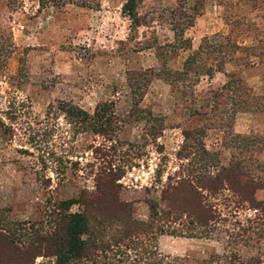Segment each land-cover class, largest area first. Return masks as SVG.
<instances>
[{
    "label": "rangeland",
    "instance_id": "obj_1",
    "mask_svg": "<svg viewBox=\"0 0 264 264\" xmlns=\"http://www.w3.org/2000/svg\"><path fill=\"white\" fill-rule=\"evenodd\" d=\"M126 1L0 0V264L221 261L253 217L252 210L235 207L227 188L202 190L221 213L206 237L181 234L186 223L176 221L155 232L153 242L144 235L142 245L98 248L59 262L65 251L60 218L80 211L81 199L94 195L105 177L117 183L111 192L130 204L131 218L151 228L152 213L168 208V177H212L238 164L264 179V135L257 126L244 134L262 138L255 162L250 138H232L238 133L233 99L224 103L216 82L186 66L198 47H208V63L215 64L217 48L226 43L235 89L242 97H264V0H141L136 11L143 25L136 32L122 11ZM167 70L181 71L180 81L159 80ZM255 114L264 119V109ZM183 129L200 134L184 142ZM255 196L263 199L264 190ZM66 200L75 203L65 211ZM261 242L253 252L264 264V235ZM153 243L169 255L164 262L146 251Z\"/></svg>",
    "mask_w": 264,
    "mask_h": 264
},
{
    "label": "trees",
    "instance_id": "obj_2",
    "mask_svg": "<svg viewBox=\"0 0 264 264\" xmlns=\"http://www.w3.org/2000/svg\"><path fill=\"white\" fill-rule=\"evenodd\" d=\"M140 2L141 0H127L122 6V11L126 13L127 17L132 21L131 29L135 30V32L136 27L142 22L136 11ZM174 29L178 31L176 28ZM3 41L4 40H0V56L3 55L1 50ZM225 44L226 43H224L223 46L219 45L217 48L220 50L218 52L216 51L217 56L214 55L213 57L215 64L213 63L212 65L208 63L210 59V54H206L208 47L204 49L206 51H202L200 47H198L193 50L188 57V65L186 64V66L191 67L193 72L199 71L201 74L205 73V75L211 77L216 70H221L222 63L224 59H226L224 56L227 51ZM180 73L181 71L178 70H167L164 73H158V78L172 85L174 80L180 81L178 79ZM236 82L235 80H229L228 84L224 86L222 92V95L225 97L224 103L233 99L231 102L234 101V104H236L233 109L234 111L240 109L254 110L256 107H258L259 110L264 109V97L259 98L262 102L256 98L241 97V91L234 87ZM222 95L221 97H223ZM258 102H260V104ZM224 107L223 105L221 108L222 111H226ZM177 111L180 112L179 107H177ZM97 132L103 133L101 131ZM193 133H195V135L200 134L197 130L183 129L184 142L186 139L190 138V135ZM247 137L250 138V151L254 154L253 161L257 162L255 153L261 150V137L234 133L232 138H235L234 141H239L240 139L243 141ZM181 148L186 149V146L181 145ZM201 148L203 149V146ZM259 164L264 168V164ZM190 174L183 175L180 179L179 177L177 179L168 177L163 191V198L168 200V208L163 212L154 211L152 213L150 221L152 228L142 221L131 218L129 212L130 204L120 200L118 195L115 196L111 192V188L117 185V183H115L114 179L105 177L103 185L97 187L94 195L88 194L87 198L83 197L81 199L80 203L83 207L80 211H69L60 218L59 222L61 225H59L62 231L60 240L63 242L62 246L65 247V251L64 254L60 255L59 262L65 263L70 259L75 260L84 256L85 251L88 253L90 252L89 250L96 251L98 248L99 250H104L106 247L127 245L131 242H139L142 245L144 242L140 236L144 235L152 236L147 240L153 242L155 240L153 237L155 232L157 234L161 233L164 225L167 223H176V221H182L178 222L181 226H183V222L186 223L185 226L182 227L183 233L181 234L188 237H199L203 234V236L206 237L209 231L208 228L221 217V213L208 201V196L205 195L202 190H206L209 194H215L219 189L227 188L234 194L235 200L233 199V203L235 207L252 210L254 212L253 217H247V226L240 228V231L231 242L228 243L229 246H232V250L229 254L225 255L221 261L201 260L199 262L196 261L194 264H263V260L259 257V254L256 255L253 250L261 245V239L264 235V231L260 227L264 224V198L259 199L255 196L256 190L260 188L264 190V179L260 181V179L256 180L250 177L248 173L238 169V164L235 166L234 164L222 166L220 173L212 177L207 176V179L205 176H199L195 179L192 175L190 176ZM243 177L248 179L246 182L244 181L245 183L242 182ZM247 183H250L252 186L250 190H247ZM73 203H75V201H63L62 204L64 205L65 211L69 209L70 205ZM92 207L94 208L93 212L91 209ZM151 209L154 210L153 207ZM88 219H91L92 222L91 233H87V231H89L87 226ZM253 225L256 226L254 227ZM196 227L201 228V230L195 232L194 229ZM2 229L3 226L0 219V234ZM86 234L88 239H91L88 244L84 238ZM252 234H254V237H252ZM254 238L256 239L254 240ZM151 246L147 244L146 251L150 252L153 257L158 256L157 262H164L165 259L169 258V255L163 256L161 253L156 252L154 243L152 249ZM184 259H186V257H177L174 261L182 264H193L190 262L184 263ZM143 263L146 264V261Z\"/></svg>",
    "mask_w": 264,
    "mask_h": 264
},
{
    "label": "crops",
    "instance_id": "obj_3",
    "mask_svg": "<svg viewBox=\"0 0 264 264\" xmlns=\"http://www.w3.org/2000/svg\"><path fill=\"white\" fill-rule=\"evenodd\" d=\"M148 23L149 22H147V24ZM141 25H143V24L138 25L136 27V29L138 28V30H140L139 28L141 27ZM138 32H140V31H138ZM255 39H256V37H255ZM238 41L239 40H237V42ZM243 43L244 42H240V41L238 42V44H243ZM254 44L255 43H253V45ZM193 50H195V49H193ZM234 70H236L235 69V66L230 64V59L229 58L224 59V61L222 63L221 70H219V71L216 70L211 77L207 76L208 84H211V83L214 84L216 82L219 85V87L221 88V90H223L224 89V86L227 85L228 82H229V80H230L229 79V74L234 73L235 72ZM158 79L161 80L160 78H158ZM161 81L164 82L163 80H161ZM240 95L242 97V94H240ZM233 96H234V94H233ZM257 110H259L258 107H256L254 110H249V109H246V110H241V109L240 110H237L235 112V121H234V124H233V126L235 127V128L233 127L234 132H238L239 134H251V133L257 132V130H258V132H259L258 134L264 135V133L262 132V128L264 126V123L262 121H264V119L258 120L260 118H256V116H259V114L258 115L255 114V111H257ZM245 114L246 115L247 114H250L249 115L250 118H248V119L246 118L245 119L244 118V116H246ZM260 116L261 117H264L263 114H260ZM238 119H241V120L237 124ZM258 121H260L261 123H258ZM256 126L258 127V129L255 131L254 128H256ZM238 128H240V130ZM262 155L264 156V150L260 154V157Z\"/></svg>",
    "mask_w": 264,
    "mask_h": 264
}]
</instances>
